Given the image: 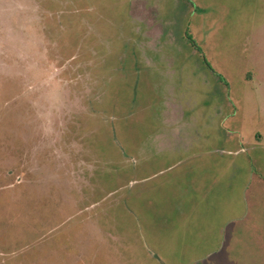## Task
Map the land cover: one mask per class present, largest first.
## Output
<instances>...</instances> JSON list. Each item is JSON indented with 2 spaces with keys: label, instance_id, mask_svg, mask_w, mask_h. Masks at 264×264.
Listing matches in <instances>:
<instances>
[{
  "label": "rangeland",
  "instance_id": "rangeland-1",
  "mask_svg": "<svg viewBox=\"0 0 264 264\" xmlns=\"http://www.w3.org/2000/svg\"><path fill=\"white\" fill-rule=\"evenodd\" d=\"M0 264H264V0H0Z\"/></svg>",
  "mask_w": 264,
  "mask_h": 264
},
{
  "label": "trees",
  "instance_id": "trees-1",
  "mask_svg": "<svg viewBox=\"0 0 264 264\" xmlns=\"http://www.w3.org/2000/svg\"><path fill=\"white\" fill-rule=\"evenodd\" d=\"M187 2H188L190 5H192L189 1H187ZM187 38L190 40V43L192 44L193 47L199 49V47H198V45H197L195 39L193 38V36H192L189 32H188V34H187ZM205 63H206V65H207L211 70H213L212 67H211V65H210L207 61H206ZM219 79H220V81H223V78L220 77V76H219Z\"/></svg>",
  "mask_w": 264,
  "mask_h": 264
}]
</instances>
